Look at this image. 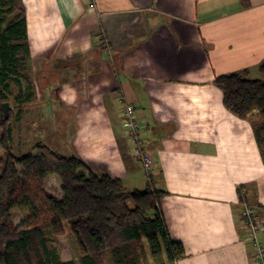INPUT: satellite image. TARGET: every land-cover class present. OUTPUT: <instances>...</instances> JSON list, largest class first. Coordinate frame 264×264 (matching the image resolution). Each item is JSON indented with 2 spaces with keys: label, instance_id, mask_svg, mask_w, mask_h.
<instances>
[{
  "label": "crops",
  "instance_id": "obj_1",
  "mask_svg": "<svg viewBox=\"0 0 264 264\" xmlns=\"http://www.w3.org/2000/svg\"><path fill=\"white\" fill-rule=\"evenodd\" d=\"M22 2L29 103L56 112L70 137L45 145L128 190L164 192L169 234L186 251L175 264H256L243 212L257 210L264 243V161L253 121L226 107L215 81L260 73L264 0ZM125 103L144 125L150 175L125 131Z\"/></svg>",
  "mask_w": 264,
  "mask_h": 264
},
{
  "label": "trees",
  "instance_id": "obj_2",
  "mask_svg": "<svg viewBox=\"0 0 264 264\" xmlns=\"http://www.w3.org/2000/svg\"><path fill=\"white\" fill-rule=\"evenodd\" d=\"M29 55L22 0H0V129L7 132L0 142V264H77L63 261L53 243L67 227L83 253L81 264H149V257L175 264L185 258V248L172 240L161 210L164 192L151 186L128 190L122 179L99 174L83 159L64 157L49 145H38L36 155L13 153V111L5 119L3 104L10 101L12 85L20 86V77L27 76ZM259 72L264 77V63ZM215 83L226 107L253 121L264 161V79L243 70L220 75ZM52 175L62 181L61 200L46 189ZM21 205L29 210L25 229L13 218Z\"/></svg>",
  "mask_w": 264,
  "mask_h": 264
},
{
  "label": "rangeland",
  "instance_id": "obj_3",
  "mask_svg": "<svg viewBox=\"0 0 264 264\" xmlns=\"http://www.w3.org/2000/svg\"><path fill=\"white\" fill-rule=\"evenodd\" d=\"M26 73L27 76L20 77V86L15 83L12 85L13 92L10 93L9 96V103L14 116L10 125L13 140L11 148L17 157L29 154L33 150L32 153L34 155L39 154L36 147L40 144L45 145L49 143L54 146L57 141L62 142V140H70L69 134L59 128L56 112L47 111L46 107L42 104H38L39 102L36 100L29 103V95H33L36 85L32 78L30 79L31 75L29 69H27ZM251 77L253 79H264L258 72H254ZM19 94L22 96L20 97ZM6 133V130L0 129V142ZM58 134L61 135L62 139L58 137ZM53 142H55V144H53ZM56 146H58V144H56ZM17 170L19 173H22V168L20 166H17ZM46 189L56 198L60 200L64 198L62 181L57 175H52L47 179ZM28 215L29 210L25 205H21L13 210L14 221L16 225L22 229L26 228ZM53 243L63 261H75L77 264H81L83 253L76 236L69 227L66 228V232L63 236L54 237ZM107 264H111V262L107 261ZM149 264L165 263L149 257Z\"/></svg>",
  "mask_w": 264,
  "mask_h": 264
},
{
  "label": "built area",
  "instance_id": "obj_4",
  "mask_svg": "<svg viewBox=\"0 0 264 264\" xmlns=\"http://www.w3.org/2000/svg\"><path fill=\"white\" fill-rule=\"evenodd\" d=\"M94 7L95 2L91 4V8ZM122 117L127 136L134 145V152L144 165L148 175H150L154 168L153 159L145 145V141L140 136L144 125L136 115L135 106L131 103H125ZM243 222L248 228L247 242L253 250V259L256 264H264V243L259 237L261 221L257 217V210L246 205L243 212Z\"/></svg>",
  "mask_w": 264,
  "mask_h": 264
},
{
  "label": "water",
  "instance_id": "obj_5",
  "mask_svg": "<svg viewBox=\"0 0 264 264\" xmlns=\"http://www.w3.org/2000/svg\"><path fill=\"white\" fill-rule=\"evenodd\" d=\"M3 111H4L5 119H9L10 111H11V106L9 102L3 104Z\"/></svg>",
  "mask_w": 264,
  "mask_h": 264
}]
</instances>
